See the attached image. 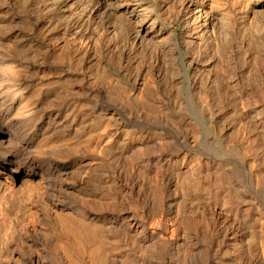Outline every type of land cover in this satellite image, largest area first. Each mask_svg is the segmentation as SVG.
Listing matches in <instances>:
<instances>
[{
  "label": "bare ground",
  "instance_id": "6f19581e",
  "mask_svg": "<svg viewBox=\"0 0 264 264\" xmlns=\"http://www.w3.org/2000/svg\"><path fill=\"white\" fill-rule=\"evenodd\" d=\"M0 264H264V0H0Z\"/></svg>",
  "mask_w": 264,
  "mask_h": 264
}]
</instances>
